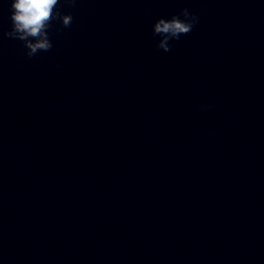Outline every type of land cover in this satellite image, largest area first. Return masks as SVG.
<instances>
[{
	"label": "water",
	"instance_id": "water-1",
	"mask_svg": "<svg viewBox=\"0 0 264 264\" xmlns=\"http://www.w3.org/2000/svg\"><path fill=\"white\" fill-rule=\"evenodd\" d=\"M58 7L29 58L0 0V264H264V0Z\"/></svg>",
	"mask_w": 264,
	"mask_h": 264
},
{
	"label": "clouds",
	"instance_id": "clouds-1",
	"mask_svg": "<svg viewBox=\"0 0 264 264\" xmlns=\"http://www.w3.org/2000/svg\"><path fill=\"white\" fill-rule=\"evenodd\" d=\"M69 7H75L77 0H63ZM61 0H10V28L3 35L22 42L29 58L39 52H47L53 44L49 38V30L53 21L60 25L56 29L59 33L63 28L71 26L73 16L70 12L60 11L58 5ZM199 17L187 8L180 9L179 15L170 18H157L152 23V32L160 37L156 46L165 52L171 51L170 40H178L187 35L198 23Z\"/></svg>",
	"mask_w": 264,
	"mask_h": 264
}]
</instances>
